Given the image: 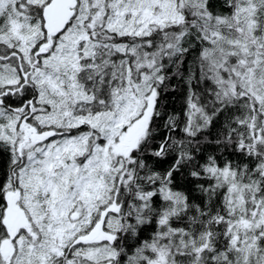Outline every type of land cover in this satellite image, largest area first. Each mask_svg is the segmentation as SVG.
<instances>
[{
  "label": "snow or ice",
  "instance_id": "snow-or-ice-1",
  "mask_svg": "<svg viewBox=\"0 0 264 264\" xmlns=\"http://www.w3.org/2000/svg\"><path fill=\"white\" fill-rule=\"evenodd\" d=\"M0 264H264V0H0Z\"/></svg>",
  "mask_w": 264,
  "mask_h": 264
}]
</instances>
